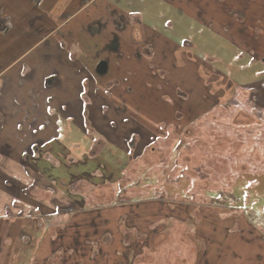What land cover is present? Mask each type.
Here are the masks:
<instances>
[{
    "label": "crops",
    "instance_id": "0c3cea01",
    "mask_svg": "<svg viewBox=\"0 0 264 264\" xmlns=\"http://www.w3.org/2000/svg\"><path fill=\"white\" fill-rule=\"evenodd\" d=\"M127 1L0 0V264H139L150 257L146 253L154 240L167 238L172 229L162 211L170 209L173 217L171 202L129 201L90 208L71 191L80 177L90 179L84 169L95 172L99 167L104 180L90 179L99 185L117 182L122 171L112 168L105 156H124L125 145L131 143L141 149L144 134L150 136L147 130L156 120L145 104L153 107L154 98L172 100L168 86L164 88L170 75L162 77L159 70L170 72L163 68L165 63L173 72L178 70L173 58L178 44L144 23L140 12L129 13ZM162 1L222 35L230 27H247L253 34L248 36L249 53L255 60L264 59V48L254 46L264 33L261 14H248L252 21H247L244 12L254 11L264 0H255L249 10L243 8L244 0H232L233 6L225 5L229 0H208L207 5L228 11L207 16L194 0ZM123 15L127 27L117 30L113 20ZM107 20L109 35L105 31L95 36L96 25ZM114 34L122 39L120 50L112 43ZM141 35L156 47L157 55L160 40L163 49L171 45L164 49L163 60L160 55L138 56ZM192 63L196 60L190 63L195 66ZM101 65L106 69L99 71ZM174 79L189 91V101L196 76L184 85ZM117 80L121 85L114 84ZM179 111L176 108L175 115ZM100 136L108 140L105 155H93ZM133 136L138 139L129 142ZM129 231L136 232L130 244ZM175 260L183 262L180 257ZM257 261L256 255L241 260L233 254L222 264Z\"/></svg>",
    "mask_w": 264,
    "mask_h": 264
},
{
    "label": "rangeland",
    "instance_id": "374dc122",
    "mask_svg": "<svg viewBox=\"0 0 264 264\" xmlns=\"http://www.w3.org/2000/svg\"><path fill=\"white\" fill-rule=\"evenodd\" d=\"M194 1L203 16L228 11L222 12L211 2L207 5L208 0L203 1L205 7L201 0ZM244 1V9L255 3ZM127 3V11L140 12L148 26L165 31L178 45L186 41L192 45L196 64L187 66V74V68L177 67L173 72L171 65H163L170 71L166 74L170 75L171 85H178L174 78L184 85L196 76L198 82L190 84L193 95L189 101L182 100L184 96L180 99L176 92L179 87H172L171 101L154 98L153 107L145 104L148 112L153 109L150 115L156 120H151L154 128L147 130L150 136L143 133L142 148L129 156L131 144L125 145L124 156H105L112 168L122 171L117 182L99 185L80 177L72 193L82 197L90 208L129 201L171 202L176 211L173 217L170 209L162 210L172 226L168 237H161L164 242L146 253L150 257L139 264H178L174 262L177 257L183 260L180 264H222L233 254L240 255L241 260L256 255L259 261L255 264H264V63L249 53V37L253 34L247 27H230L224 37L162 0ZM235 4L232 0L225 3ZM244 12L247 18L251 13L256 18L261 14L260 28L264 29V5L259 3L254 11ZM255 41L256 49L264 48V33ZM160 43L157 57L163 60L164 49L171 45L163 49V40ZM182 57L187 58L186 54ZM216 79L220 81L210 84ZM176 108L185 117L183 120L174 118L180 116V111L175 116ZM137 139L133 136L129 142ZM180 156H185L184 163ZM94 171L99 175V167ZM133 233L128 232V244Z\"/></svg>",
    "mask_w": 264,
    "mask_h": 264
},
{
    "label": "flooded vegetation",
    "instance_id": "af4514ba",
    "mask_svg": "<svg viewBox=\"0 0 264 264\" xmlns=\"http://www.w3.org/2000/svg\"><path fill=\"white\" fill-rule=\"evenodd\" d=\"M117 1V4H118V0H116ZM164 2V1H163ZM166 3V2H165ZM167 4V3H166ZM169 5V4H168ZM128 6H129V4H127V8H128ZM171 6V5H170ZM105 9H106V11L108 10V11H110V7L109 6H105ZM115 13V12H114ZM131 13H133V12H131ZM116 14V13H115ZM131 15V17H130V19L132 18V15L133 14H130ZM143 21V20H142ZM144 22V21H143ZM110 21H108L107 20V22H105V23H103V21H101V23L99 22L97 25H96V27H97V29H95V31L97 32L96 34H95V36L96 35H99V34H102L103 32H107L108 33V35H109V25H110ZM127 23V22H126ZM145 23V22H144ZM113 24H114V26L117 28V30L119 29V30H123L125 27H127V25L125 24V19H124V15L123 16H120V18L119 19H116L115 21L113 20ZM170 26L171 25H169L168 26V28H170ZM164 33V35H165V31L163 32ZM114 37H113V42L112 43H114V45H116L117 46V48H118V50H120V46H121V44H122V42H121V37L119 36V35H117V34H114L113 35ZM147 38L145 37V36H142L141 35V40L139 41V42H136V44L137 45H139L140 47H142V51L138 54V56L139 57H144V55L148 58V59H155L156 57H157V51H156V47H154L153 45H148L147 43ZM188 43V45H186ZM77 45H78V43H77ZM191 48H192V45H190L189 46V41H186L184 44H182V45H178V49H175V52H174V54H175V56H173V58H174V60H175V62H174V66H175V68H177V67H183V68H187V66L188 65H190V63H191V61H192V53H191ZM152 50V51H151ZM153 52V53H152ZM186 54V56H187V58H184V57H182V60H181V55H185ZM177 55H178V57H177ZM180 65V66H179ZM172 66H173V64H172ZM151 69L153 68V66L152 65H150L149 66ZM163 72V76L162 77H165L166 78V76H168V74H166V71L164 72L163 70H159V72ZM118 82V80L116 81V82H114V84H116ZM219 82V81H218ZM213 83H215V82H212V83H210V84H213ZM113 84V85H114ZM118 84L119 85H121V82H118ZM115 86V85H114ZM166 86H168V88H169V91L171 90V88L172 87H179V86H177V84H175V85H171V82L170 81H167V82H165V86H164V88H166ZM172 86V87H171ZM163 88V89H164ZM180 89H178V91H176L177 93H178V95H179V97H183L184 96V99H187V97H188V93L185 91L184 92V89L183 88H181V87H179ZM182 112L180 111L179 112V114H180V116L179 117H174L175 119H178V120H183L185 117L184 116H182V114H181ZM176 116V115H175ZM166 125H167V123H165ZM171 126V125H170ZM175 127V126H174ZM93 128V127H92ZM135 137V139L136 138H138V137H136V136H134ZM100 139H98L97 140V142H96V144H95V147H94V149H93V155H96L97 154V156H101L103 153H104V151H105V148H106V146L108 145V140H107V138L106 137H99ZM129 147V146H128ZM130 148V153L128 154L129 156H133V152H134V150L136 149V143H131V147H129ZM101 149V150H100ZM137 150H138V148H137ZM99 151V152H98ZM103 155H105V154H103ZM162 155V154H161ZM165 154H163V156H164ZM180 158H181V162L182 163H184V160H185V156H180ZM127 236V240L129 239V236H128V234L126 235ZM164 238H166V236H163ZM161 237H159V238H157L156 240H154V242H153V245H152V247H151V251H153L161 242H164V239L162 240V239H160ZM157 252V251H156ZM156 252H155V254H156ZM177 260H175L174 262H176Z\"/></svg>",
    "mask_w": 264,
    "mask_h": 264
},
{
    "label": "bare ground",
    "instance_id": "6f19581e",
    "mask_svg": "<svg viewBox=\"0 0 264 264\" xmlns=\"http://www.w3.org/2000/svg\"><path fill=\"white\" fill-rule=\"evenodd\" d=\"M83 173L86 177L92 179L93 181L97 182V183H101L104 180V175H98L95 172H91L88 169H84ZM83 175V174H82ZM83 175V176H84Z\"/></svg>",
    "mask_w": 264,
    "mask_h": 264
},
{
    "label": "trees",
    "instance_id": "16d2710c",
    "mask_svg": "<svg viewBox=\"0 0 264 264\" xmlns=\"http://www.w3.org/2000/svg\"><path fill=\"white\" fill-rule=\"evenodd\" d=\"M262 62L264 63V60H263ZM260 74H263V73H260ZM260 80H261V79H260ZM260 80H258V82H259ZM218 81H220V79H216L215 81H212V80H211V83H212V82H218ZM229 81H231L232 83L235 84V82H233L232 80L229 79ZM240 87L243 88L242 86H240ZM250 94L253 95L252 92H251ZM92 131H93V129H92ZM92 152H93V151H92ZM92 154H93V153H92ZM96 155H97V154H96ZM55 262H56V261H55V259H54V263H55Z\"/></svg>",
    "mask_w": 264,
    "mask_h": 264
},
{
    "label": "water",
    "instance_id": "95a60500",
    "mask_svg": "<svg viewBox=\"0 0 264 264\" xmlns=\"http://www.w3.org/2000/svg\"><path fill=\"white\" fill-rule=\"evenodd\" d=\"M101 69H102V70H105L106 68L104 67V65H101V67L99 68V71H100Z\"/></svg>",
    "mask_w": 264,
    "mask_h": 264
}]
</instances>
